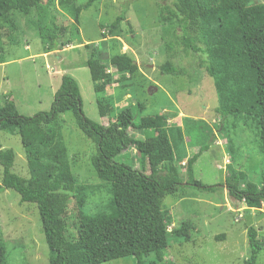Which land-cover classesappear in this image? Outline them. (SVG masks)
I'll return each instance as SVG.
<instances>
[{"label": "trees", "instance_id": "obj_1", "mask_svg": "<svg viewBox=\"0 0 264 264\" xmlns=\"http://www.w3.org/2000/svg\"><path fill=\"white\" fill-rule=\"evenodd\" d=\"M158 24L181 33L176 44L185 52L201 53L206 75L212 80L217 107L218 133L232 151L233 142L229 129H236L240 122H251L257 129L258 152L264 164V4L256 0H156ZM170 1V2H169ZM57 2L66 8L76 24L79 14L97 0H87L76 6L72 0H0V26L13 14L19 15L40 38L44 54L65 44L64 27L53 26L47 30L43 21ZM125 21L118 16L109 25V33L119 31L120 36L132 35L133 29L120 28ZM103 38L104 33L102 34ZM117 38L110 39L109 49L116 53L105 56L102 51L91 49L89 58L79 67L88 69L96 94L112 83L108 66L133 77L138 72L136 62L120 53ZM172 43H165L166 52L173 50ZM105 50V48L103 49ZM168 76L179 75L170 63L160 68ZM121 80H126L122 76ZM132 102L137 115L145 111L144 101ZM101 115L115 118L116 124L104 129L88 120L82 112V99L77 82L63 75L54 94L50 111L32 117L19 115L8 96L0 100V131L18 134L24 151L28 178L12 172L15 155L0 145L2 178L0 193L11 190L20 197V203L36 206L41 232L48 250V264H103L133 258V264H166L163 255L169 247L168 237L179 242L191 241L193 226L182 223L169 231L164 216L166 196H178L181 188H196L212 192L217 187L204 186L192 177V166L203 152L212 145L215 137L212 128L203 120L188 118L190 145L197 152L185 162V181L180 180L176 166L183 143V128L168 126L169 116L155 115L138 118L130 106L113 110L106 105L111 100L99 98ZM71 112L77 128L96 147L90 157V166L96 177L109 185L110 200L106 210L93 216L79 212L84 206L87 188L77 186L67 160L60 115ZM143 136L135 139L130 132ZM134 148L147 159L150 175H145L131 165L117 164L116 157ZM225 189L227 197L248 209L259 210L264 206V170L258 185L247 183L239 165L227 166ZM78 214L69 222L70 199L76 198ZM73 229L70 235L68 230ZM250 255L245 264H256L264 249L253 227L247 229ZM223 239V236L219 237ZM155 261L147 263L150 255ZM0 264H8L4 240L0 237Z\"/></svg>", "mask_w": 264, "mask_h": 264}, {"label": "rangeland", "instance_id": "obj_2", "mask_svg": "<svg viewBox=\"0 0 264 264\" xmlns=\"http://www.w3.org/2000/svg\"><path fill=\"white\" fill-rule=\"evenodd\" d=\"M41 2L45 3L46 0ZM72 2L82 6L87 0ZM255 2L264 4V0ZM120 15L125 19L120 28L124 31L132 28V35L116 37L120 36L119 31L109 33V25ZM158 16L156 0H97L92 7L80 12L76 24L67 7L61 8L56 2L43 21V26L47 30H52L54 25L64 27L66 33L63 42L71 48L64 45L45 55L34 29L19 15L13 14L8 23L3 22V26H0V100L8 96L19 115L24 117L48 112L61 82L60 73L65 72L63 75L72 77L78 84L84 116L104 129L114 126L115 118L99 112L98 102L102 100L93 90L88 69L79 66L89 58L91 49L102 51L104 57L116 53L110 52L109 41L117 38L120 53L127 54L136 62L138 72L131 77L111 66L106 69L112 83L105 87L102 98L111 100L106 108L113 110V116L129 106L137 115L132 102L135 98L142 100L147 97L144 101L145 111L137 115L138 118L167 115L168 126L183 128L184 144L176 163L182 181L186 178V160L197 152L190 145L186 120L193 118L205 121L216 137L209 149L193 164L192 177L204 186L222 187L212 192L181 188L178 196L164 198V216L169 223V231L180 227L182 223L194 228L188 243L176 241L169 235L164 262L245 264L250 255L247 229L253 227L258 239L264 242V206L253 210L243 204H236L227 197L224 186L227 166L232 163L241 167L247 183L258 185L261 182L264 164L258 152L257 129L251 122H240L236 129L230 128L233 148L232 151L229 149L218 133L219 123L214 114L217 99L212 80L204 70V56L185 52L183 47L176 44L181 33L171 27L160 26ZM103 33L108 45L106 42L101 43ZM165 43L173 44L171 52L165 51ZM61 58L62 62L59 61ZM167 60L179 71V75L171 77L161 73L160 68ZM122 76L126 80H121ZM60 123L70 171L76 185L87 188L84 206L79 212L93 216L105 211L111 196L109 185L100 181L90 166V157L97 152L95 145L77 128L71 112L61 114ZM130 133L135 139L143 140L141 134ZM0 145L2 149L12 150L15 155L12 172L28 178L19 135L0 131ZM115 162L131 165L143 174L150 175L147 159L134 148L116 157ZM1 178L0 167V183ZM78 199L79 195L69 201V222L78 214ZM68 232L74 234L71 228ZM221 236L223 239H219ZM0 237L5 242L8 264H48V250L36 206L20 203L19 195L11 190L0 193ZM146 261H155V255H150ZM133 263L134 259L129 257L103 264ZM256 264H264V249L258 255Z\"/></svg>", "mask_w": 264, "mask_h": 264}, {"label": "crops", "instance_id": "obj_3", "mask_svg": "<svg viewBox=\"0 0 264 264\" xmlns=\"http://www.w3.org/2000/svg\"><path fill=\"white\" fill-rule=\"evenodd\" d=\"M105 39H106V40H105ZM102 40H103V41H101V43H102V42H106V44L108 45V42H107L108 39H107V38H103ZM70 43H71V42H70ZM69 47L71 48L70 45L67 46V48H69ZM48 54H50V53H48ZM45 55H46V54H45ZM59 61L62 62L63 59L61 58V59H59ZM64 73H65V72L60 73V78L63 76ZM52 77H53V76H52ZM153 88H155V86H153ZM56 90H57V89H56ZM55 92H56V91H55ZM80 93H81V92H80ZM96 95H97L98 98H102V93H100V94H96ZM224 191L226 192L225 186H224Z\"/></svg>", "mask_w": 264, "mask_h": 264}]
</instances>
